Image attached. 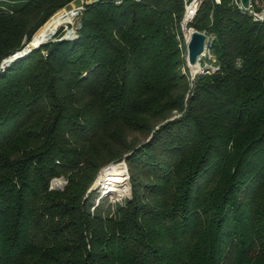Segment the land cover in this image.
<instances>
[{"label": "trees", "instance_id": "16d2710c", "mask_svg": "<svg viewBox=\"0 0 264 264\" xmlns=\"http://www.w3.org/2000/svg\"><path fill=\"white\" fill-rule=\"evenodd\" d=\"M73 2L74 39L0 68V264H264V23L201 0L189 81L182 0H0V63Z\"/></svg>", "mask_w": 264, "mask_h": 264}, {"label": "rangeland", "instance_id": "374dc122", "mask_svg": "<svg viewBox=\"0 0 264 264\" xmlns=\"http://www.w3.org/2000/svg\"><path fill=\"white\" fill-rule=\"evenodd\" d=\"M81 7H80V3H77V2H73V3H70L68 6H66L65 8L59 10L58 12H56L55 14H53V16L47 21L45 22V24L43 26H41L38 30H36V32L31 36V38L35 37L37 35V33L47 24V23H53L54 21V17L57 16V15H60V16H63L65 15L66 13H72L71 15V22L69 24V26H57L54 30V33L50 36V37H47L48 40L45 41L44 43L40 44L39 46L47 43L48 41L51 40V38L53 37V35L57 32V30H61L63 32V36L65 35H71V32L70 30L72 31V36L70 37V39L72 40V38L74 39L75 37V29H76V26H77V20H76V17L78 15V13L81 11ZM61 37V38H62ZM30 38V40H31ZM29 40V41H30ZM28 41V42H29ZM27 42V43H28ZM26 43V44H27ZM182 49V48H181ZM36 50V49H35ZM183 53V52H182ZM28 54V53H27ZM210 55V54H209ZM184 56V55H183ZM211 59H213L211 56H210ZM18 59V58H17ZM211 59H207L206 58H203V60H199L198 61V69L195 71V72H191L190 71V68H188L185 64V68H186V72H187V76H188V80L190 81L194 75L196 74H199V73H202V70L206 67H209V68H213L212 67V63L210 60ZM112 163H108L106 165H104L103 167L99 168L98 171L96 172L94 178H93V181L89 187V190L90 188L93 187V189L91 191L93 192H96V193H99L101 196H107L108 199H109V202L110 203H121L124 199L128 198L129 197V186H128V176H127V171H126V165L123 161H120L118 163H114V165H120L122 167V170H123V174H122V178H123V186L125 187V190L124 191H121L119 194H116L114 192V189H103L105 186H103L102 188H100L99 186L97 187V185H95V183L97 182V179H98V176H99V173L107 168L108 166H110ZM104 171V170H103ZM102 171V172H103ZM101 172V173H102ZM100 173V174H101ZM64 186V180L62 178H53L50 183H49V189L50 190H61L62 187Z\"/></svg>", "mask_w": 264, "mask_h": 264}, {"label": "built area", "instance_id": "2783aa9c", "mask_svg": "<svg viewBox=\"0 0 264 264\" xmlns=\"http://www.w3.org/2000/svg\"><path fill=\"white\" fill-rule=\"evenodd\" d=\"M214 3H218V0H212ZM201 0H182V15L179 22V37H177L178 49L184 51L189 38V34L193 31L187 27L189 21L194 17L197 8ZM231 4L234 5L238 10L245 11L254 21L264 23V0H247L246 8H243L239 0H231ZM211 41V38L205 36ZM182 48V49H181ZM211 59L208 48H203L199 59ZM198 59V61H199ZM213 62V59L210 60Z\"/></svg>", "mask_w": 264, "mask_h": 264}, {"label": "bare ground", "instance_id": "6f19581e", "mask_svg": "<svg viewBox=\"0 0 264 264\" xmlns=\"http://www.w3.org/2000/svg\"><path fill=\"white\" fill-rule=\"evenodd\" d=\"M71 16L70 13H66L63 16L57 15L54 17L53 23H47L34 37V39L31 41L30 46L35 47V45L39 43H44L48 40L47 37H50L57 26H69L71 22ZM71 32V36L72 31ZM198 69L197 65H194L190 67V71L193 73ZM123 170L120 165H114L111 164L107 168L104 169V171L98 176L97 182L95 185L97 187L99 186L103 189H114V192L116 194H119L121 191L125 190V187L123 186V178H122Z\"/></svg>", "mask_w": 264, "mask_h": 264}, {"label": "water", "instance_id": "95a60500", "mask_svg": "<svg viewBox=\"0 0 264 264\" xmlns=\"http://www.w3.org/2000/svg\"><path fill=\"white\" fill-rule=\"evenodd\" d=\"M241 6L243 8H246L247 6V0H239ZM72 15V13H70V16ZM71 35H65L62 37L63 40H70ZM34 39L31 38V40L25 44L23 46V48L19 51L16 52L14 54H12L11 56L3 59L0 63V68L3 69L4 67L8 66L9 63H11L12 61H14L17 58H20L22 56H24L25 54L31 52L32 50H35L39 47L40 44L39 43L37 45H35V47L30 46L31 41ZM209 39L205 37V35L203 33L200 32H196V31H192L189 34V38L185 47V64L188 68L194 66V65H198V59L199 56L202 53L203 48H208L209 47ZM205 69L202 70V72H204ZM92 188H90V190H92Z\"/></svg>", "mask_w": 264, "mask_h": 264}]
</instances>
